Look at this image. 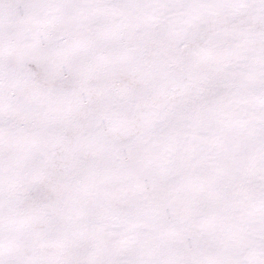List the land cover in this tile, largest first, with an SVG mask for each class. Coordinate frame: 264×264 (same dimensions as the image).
Here are the masks:
<instances>
[{"label": "snow or ice", "instance_id": "obj_1", "mask_svg": "<svg viewBox=\"0 0 264 264\" xmlns=\"http://www.w3.org/2000/svg\"><path fill=\"white\" fill-rule=\"evenodd\" d=\"M0 264H264V0H0Z\"/></svg>", "mask_w": 264, "mask_h": 264}]
</instances>
